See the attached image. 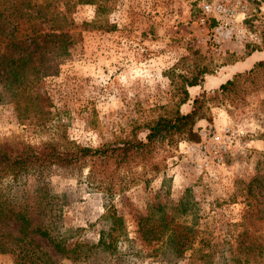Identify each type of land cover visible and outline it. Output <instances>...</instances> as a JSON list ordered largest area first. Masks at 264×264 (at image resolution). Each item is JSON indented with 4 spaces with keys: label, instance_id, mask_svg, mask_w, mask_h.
<instances>
[{
    "label": "rangeland",
    "instance_id": "obj_1",
    "mask_svg": "<svg viewBox=\"0 0 264 264\" xmlns=\"http://www.w3.org/2000/svg\"><path fill=\"white\" fill-rule=\"evenodd\" d=\"M207 3L232 10L231 36L214 31L222 14L204 10ZM70 17L77 41L33 88L48 100L19 101L18 111L9 90L1 96L0 144L107 147L109 156L0 174L4 203L25 206L31 225L67 248L83 243L62 255L0 219V264H234L246 226L264 236V67L247 73L264 59V0H94L76 4ZM234 73L235 85L206 101L198 140L166 137L124 153L127 140H145L152 120L189 110L195 94ZM196 75L201 85H187ZM111 213L122 221L115 247L105 249L96 243ZM169 217L189 236L179 255L151 238ZM26 247L36 251L24 257Z\"/></svg>",
    "mask_w": 264,
    "mask_h": 264
},
{
    "label": "trees",
    "instance_id": "obj_2",
    "mask_svg": "<svg viewBox=\"0 0 264 264\" xmlns=\"http://www.w3.org/2000/svg\"><path fill=\"white\" fill-rule=\"evenodd\" d=\"M93 3L94 0H0V101L1 96H7L6 90H9L8 101L15 102V108L19 111V101L27 100V104L32 99L34 106L40 105L48 98L36 89L37 83L47 75L54 74L58 70L59 63L68 53L69 46L77 41L80 33L74 32L73 19L70 13L78 3ZM264 67V59L257 60L248 72L255 68ZM201 72V71H200ZM239 73L221 82L217 88L212 91L201 90L195 94L191 101V108L187 111H181L177 107L172 114L159 116L146 125L147 133L145 140H127L123 146L125 154H128L127 148H146L153 146L159 140L166 137L173 139H188L196 141L199 135L195 124L200 118L206 117L208 99L219 98L224 95L232 86L235 85L236 77ZM204 76L200 78L196 75L186 80L187 85H201ZM34 90V91H33ZM185 97L181 102L188 99V91L184 90ZM206 107V109H205ZM27 108V106H26ZM40 108L38 111H41ZM72 150H60L53 144H45L42 147H33L27 145H13L8 143L0 144V174L7 172L19 175L21 171L31 167H38L42 171L44 168L53 165H71L79 162L86 156L106 155L110 148H91L90 146L73 145ZM148 148H151L149 147ZM109 156V154H108ZM191 199L181 200V209L185 210ZM29 210L24 206L14 208L4 203L0 199V219H14L19 224V230L25 236L28 232H34L45 237L53 248L62 255L70 256L69 252H75L77 247L83 243L76 241L72 247L67 248L65 243L54 240L46 228L32 226ZM245 215H248L246 210ZM250 215V214H249ZM110 230L100 231L97 245L102 248L110 249L115 247L117 234L114 230L116 225H121L122 218L114 213L110 214ZM261 219H264L261 218ZM244 222V221H243ZM241 222V223H243ZM173 218L165 220L164 230L160 229L153 233L151 238L161 239L160 241L172 246L173 252L177 255L184 251L183 244L189 239L187 232L178 229L173 224ZM148 231L151 230L150 226ZM248 227L243 229V234L239 240L236 250H233L231 261L234 264H242V261L251 264H264V236H252ZM185 229V228H184ZM149 237V236H146ZM190 241L192 239L190 238ZM200 242V241H199ZM191 245V244H190ZM202 247V246H198ZM23 256L35 252L34 249H24ZM196 250V248L194 249ZM0 251H6L0 248ZM197 251V250H196ZM243 252V258L238 254ZM204 256L211 258L207 252H202ZM81 254V253H80ZM191 257V256H189ZM35 259V258H34ZM28 264L35 263L33 259ZM201 264L211 263L210 259H205Z\"/></svg>",
    "mask_w": 264,
    "mask_h": 264
},
{
    "label": "built area",
    "instance_id": "obj_3",
    "mask_svg": "<svg viewBox=\"0 0 264 264\" xmlns=\"http://www.w3.org/2000/svg\"><path fill=\"white\" fill-rule=\"evenodd\" d=\"M203 8L206 11L214 10L217 12H221L222 14L221 18L219 19L220 21L213 28L215 32L217 33L220 32V35L223 37H228L232 35V29H233L232 10L225 8L224 6L219 4L215 5L213 8L212 5L208 3L204 4ZM202 152L205 153V150H203Z\"/></svg>",
    "mask_w": 264,
    "mask_h": 264
},
{
    "label": "crops",
    "instance_id": "obj_4",
    "mask_svg": "<svg viewBox=\"0 0 264 264\" xmlns=\"http://www.w3.org/2000/svg\"><path fill=\"white\" fill-rule=\"evenodd\" d=\"M237 70H240V68H238V69H235V71H237ZM234 71V70H233Z\"/></svg>",
    "mask_w": 264,
    "mask_h": 264
}]
</instances>
